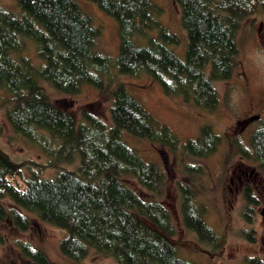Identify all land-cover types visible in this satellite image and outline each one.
Returning <instances> with one entry per match:
<instances>
[{
	"label": "trees",
	"instance_id": "16d2710c",
	"mask_svg": "<svg viewBox=\"0 0 264 264\" xmlns=\"http://www.w3.org/2000/svg\"><path fill=\"white\" fill-rule=\"evenodd\" d=\"M90 1L118 22L114 63L94 51L100 32L74 0H16L17 13L0 5V88L10 94L6 119L28 141L44 139L49 165L63 167L54 177L32 172L26 178L24 164L0 148V199L13 203L11 208L0 203V222L10 219L25 232L33 214L63 229L60 251L76 264L91 250L119 264H195L180 257L176 225L160 201L164 172L143 160L126 139H145L203 159L217 151L222 136L204 124L198 136L182 143L169 126L154 120L125 83L108 89L99 74L112 65L124 76L147 74L166 94H181L186 102L214 111L220 105L216 83L230 79L240 63L242 25L264 8V0H175L187 35L184 60L169 48L180 41L159 23L161 9L153 0ZM23 38L34 42L37 60L19 54ZM139 38L146 39L145 45L138 44ZM45 84L67 95L78 94L84 85L108 91L110 118L84 110L79 119L53 101ZM238 150L264 173V124L252 132L250 147ZM74 163L75 168L62 166ZM203 170L199 163L186 166L193 176ZM128 178L154 197L143 198L127 184ZM178 188L183 225L201 243L219 248L220 237L204 218L192 183L179 182ZM243 196L242 215L252 224L260 200L249 185ZM245 237L255 243V230L245 231ZM19 246L32 263L55 264L41 249L25 242ZM243 264H264V259L251 256Z\"/></svg>",
	"mask_w": 264,
	"mask_h": 264
},
{
	"label": "rangeland",
	"instance_id": "374dc122",
	"mask_svg": "<svg viewBox=\"0 0 264 264\" xmlns=\"http://www.w3.org/2000/svg\"><path fill=\"white\" fill-rule=\"evenodd\" d=\"M90 17L91 24L99 30L94 51L108 57L117 58L119 35L117 20L90 0H74ZM161 9L159 23L176 34L179 44L172 50L185 59L187 35L180 22V8L175 0H153ZM0 5L13 12H19L16 0H0ZM152 31L149 32V36ZM145 45L146 39H140ZM24 47L20 55L37 60V49L32 40L23 38ZM239 65L226 81L216 83L220 95V105L214 111L186 102L181 94L168 95L160 83L147 74L124 76L112 65L100 75L108 89L125 83L128 92L153 116L158 124L169 126L181 139L198 136L200 127L211 124L222 136L217 151L203 159L188 158L180 150L151 144L145 139L125 136L126 141L136 149L146 162L156 163L164 172L166 180L161 190L160 201L170 210L177 228L174 240L179 247L180 257L195 264H243L247 257L260 256L264 259V173L256 163L245 160L239 153L240 146L250 147V136L264 124V8L242 25L237 38ZM53 101L67 107L81 119L84 110L105 120L110 118L111 94L94 86L84 85L75 95L55 91L45 84ZM9 92L0 88V148L13 160L24 164L23 175L28 178L32 172L41 177H54L59 167L49 165V158L41 143L30 142L17 134L6 119ZM48 139V140H47ZM46 141L52 142L47 138ZM201 164L204 170L197 176L187 173L189 164ZM62 166L75 168L76 164ZM245 173V174H244ZM143 198L154 196L140 186L133 178L126 180ZM192 183L196 200L204 211V218L220 237L221 245L215 250L201 243L196 235L186 229L182 222L181 195L178 184ZM251 186L260 200L254 221L248 223L243 215L245 205L243 192ZM7 208L13 207L9 198L0 199ZM32 226L22 232L10 219L0 222V264H34L20 252L19 243L25 242L39 248L55 264H76L60 251V243L66 232L36 215L29 214ZM255 230L256 242L245 237V231ZM80 264H119L114 259L91 250Z\"/></svg>",
	"mask_w": 264,
	"mask_h": 264
},
{
	"label": "flooded vegetation",
	"instance_id": "af4514ba",
	"mask_svg": "<svg viewBox=\"0 0 264 264\" xmlns=\"http://www.w3.org/2000/svg\"><path fill=\"white\" fill-rule=\"evenodd\" d=\"M245 174V173H244Z\"/></svg>",
	"mask_w": 264,
	"mask_h": 264
}]
</instances>
